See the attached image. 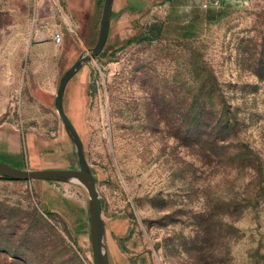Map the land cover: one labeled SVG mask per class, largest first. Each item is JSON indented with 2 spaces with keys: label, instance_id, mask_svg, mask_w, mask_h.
Masks as SVG:
<instances>
[{
  "label": "rangeland",
  "instance_id": "374dc122",
  "mask_svg": "<svg viewBox=\"0 0 264 264\" xmlns=\"http://www.w3.org/2000/svg\"><path fill=\"white\" fill-rule=\"evenodd\" d=\"M104 1L0 0V127L24 131L21 162H3L78 167L49 93L96 44ZM127 1L64 98L98 179L111 263L264 264V192L250 196L251 173L191 147L187 125L197 69L208 70L247 116L264 165V79L253 75L264 70V0H136L139 12L123 10ZM153 24L161 36L139 42ZM30 134L43 143L40 159ZM0 264H93L84 189L0 176Z\"/></svg>",
  "mask_w": 264,
  "mask_h": 264
},
{
  "label": "trees",
  "instance_id": "16d2710c",
  "mask_svg": "<svg viewBox=\"0 0 264 264\" xmlns=\"http://www.w3.org/2000/svg\"><path fill=\"white\" fill-rule=\"evenodd\" d=\"M162 31L161 24H153L139 38V42L156 40ZM150 33L155 34L154 37H148ZM136 41L137 38L128 44ZM197 71L201 78L200 99L197 103L189 105L190 112L192 114L196 112V115L191 116L187 122L190 134L188 144L191 147H198L202 153L215 154V158L222 166L237 175L251 173L253 180L249 184L252 185L249 194L259 198L264 192V165L261 157L251 150L247 142V116L243 117L239 111L241 109L226 100V92L214 73L199 68ZM253 75L263 80L264 70L260 69ZM244 110H248V106H245ZM253 116L254 114L251 117Z\"/></svg>",
  "mask_w": 264,
  "mask_h": 264
},
{
  "label": "water",
  "instance_id": "95a60500",
  "mask_svg": "<svg viewBox=\"0 0 264 264\" xmlns=\"http://www.w3.org/2000/svg\"><path fill=\"white\" fill-rule=\"evenodd\" d=\"M115 0H105L96 44L86 49L63 73L53 105L64 129L73 145L78 167L73 169H18L0 160V176L15 181H48L81 186L87 196L89 230L93 264H112L109 254L108 235L104 220V205L97 183L98 179L86 156L84 141L68 116L64 107V98L69 83L91 61L98 58L105 50L112 22Z\"/></svg>",
  "mask_w": 264,
  "mask_h": 264
},
{
  "label": "crops",
  "instance_id": "0c3cea01",
  "mask_svg": "<svg viewBox=\"0 0 264 264\" xmlns=\"http://www.w3.org/2000/svg\"><path fill=\"white\" fill-rule=\"evenodd\" d=\"M134 1H136V0L127 1V3H125V6L123 7V10H127V11L129 10V12H132V11L134 12V10H137L138 12L141 11V7L137 4H134L133 3ZM117 4L120 6V4L118 3V0H115L109 37H111V35H112L113 23L117 19V15H118L117 13L120 12V11H118V9H116V8H118ZM170 4L172 5V3H170ZM102 6H103V3H102ZM169 9H170V7H169ZM170 19L172 21L173 17H171ZM185 28H186V26H185ZM70 83H69V85H70ZM39 88H41V86H38L35 90H38ZM49 94L53 95V96L55 95L52 92H50ZM23 132L24 131H22L19 127L15 126V125L1 126L0 127V155L7 156L11 159H14L16 161L21 162V158H22V155L24 153V147H23L24 145L22 144ZM30 137L32 140L31 150H32V152L37 154V156H39L37 158L40 159V157L42 155H41V153H39L38 149L39 148L43 149V145H42L43 143L39 142V140L36 138L35 135L30 134ZM38 163H39V160H38ZM18 169H20V168H18ZM22 169H28V166L25 164V166Z\"/></svg>",
  "mask_w": 264,
  "mask_h": 264
},
{
  "label": "built area",
  "instance_id": "2783aa9c",
  "mask_svg": "<svg viewBox=\"0 0 264 264\" xmlns=\"http://www.w3.org/2000/svg\"><path fill=\"white\" fill-rule=\"evenodd\" d=\"M63 39V35L60 32H57L55 35V40L57 41V43H61Z\"/></svg>",
  "mask_w": 264,
  "mask_h": 264
}]
</instances>
